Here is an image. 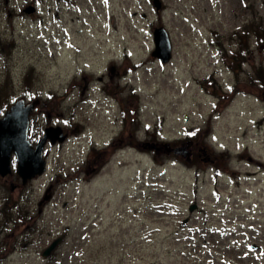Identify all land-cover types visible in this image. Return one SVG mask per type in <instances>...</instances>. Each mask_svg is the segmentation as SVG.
<instances>
[{"label":"rangeland","instance_id":"374dc122","mask_svg":"<svg viewBox=\"0 0 264 264\" xmlns=\"http://www.w3.org/2000/svg\"><path fill=\"white\" fill-rule=\"evenodd\" d=\"M152 1L0 0V116L20 97L36 101L31 141L49 120L70 123V138L46 143L45 171L22 185L10 155L0 264H264V85L248 80L264 75V0ZM158 25L172 40L169 62L150 55ZM110 63L127 66L110 91L118 83L120 98L133 95L114 141L128 146L91 157L87 143L117 126L101 98L78 105L77 88ZM132 128L172 147L188 135L191 159L141 148Z\"/></svg>","mask_w":264,"mask_h":264},{"label":"water","instance_id":"95a60500","mask_svg":"<svg viewBox=\"0 0 264 264\" xmlns=\"http://www.w3.org/2000/svg\"><path fill=\"white\" fill-rule=\"evenodd\" d=\"M161 0H153L152 4L154 8L159 9ZM35 5L27 4L23 7L22 11L33 12ZM151 39L153 40V48L150 55L153 56L158 62H169L171 54L173 52L172 43L168 30L163 25L152 27ZM33 109L32 101H25V98H18L13 101L8 110L0 116V177L6 174H11L10 167V155L13 154L15 163L16 174L19 176L22 183L27 179H32L34 175H41L45 171L46 159L42 157V151L46 141H57L61 143L65 139L64 134L61 132V127L57 126H45L40 139L33 145L31 140L27 138L28 128V114ZM187 143L185 145H174L172 147L170 142L165 141L161 146L166 152H172L173 154H181L184 158L188 157L189 151L187 149ZM14 187L10 185V189ZM48 195L45 193L43 198ZM195 203L188 205L189 209H192ZM58 242V239L49 243L42 251L43 257L49 254L50 250Z\"/></svg>","mask_w":264,"mask_h":264},{"label":"flooded vegetation","instance_id":"af4514ba","mask_svg":"<svg viewBox=\"0 0 264 264\" xmlns=\"http://www.w3.org/2000/svg\"><path fill=\"white\" fill-rule=\"evenodd\" d=\"M136 63L134 62L132 65H135ZM136 66V65H135ZM130 67V66H129ZM135 68V67H134ZM129 70H132L131 68H129ZM128 70V71H129ZM127 71V66L125 68H123L122 66L118 65V64H113L110 63L109 66H105V73L106 75H99L96 76V81L97 83H91V77H88L86 74H82L80 79H81V83L79 85V87L77 88V92L79 95V98H77V104L78 105H82L81 103H84L86 98H89L90 96L92 98L98 97L99 99L101 98L102 100L106 101L107 104L109 105V107H107V111L108 113L112 111V115H109L107 117L108 122L111 124V121L117 126L115 130H113L112 132V138L111 139H106L101 145L98 144L95 139H91L90 142L87 143V152H89L90 156L92 157L93 153H96L95 155L101 154L103 152V150L105 151L106 148H110L112 151H123L124 147H127V144H123L121 146V144H117L118 146L114 145V141L115 140H121V137L124 135L123 132L126 130L125 126L127 125L126 123V113L124 112L125 109V103L124 100L127 99V97H125L124 99H122V97L120 98L117 94V85L119 87V84L117 83L115 86H113L112 91H110V87L113 84V80H115V75L119 73H126ZM123 75V74H122ZM75 86V85H74ZM92 93V95L90 94ZM111 95H114L111 97ZM133 96V95H131ZM131 96H128L127 101L129 102L131 100ZM23 98V97H22ZM26 101V98H25ZM27 102V101H26ZM36 101L35 103H33V109L29 112L28 114V118H29V123H28V128L29 130L27 131V138H30V134H31V128H30V120L31 117L33 116L34 112L36 109H38L36 106ZM80 108V106H79ZM78 108V110H79ZM131 112V111H130ZM41 115V112H39ZM46 117H48V114L45 115ZM49 118V117H48ZM61 118V117H60ZM131 119H133V116L131 117ZM130 119V121H131ZM60 122H52L51 120H49L48 122L44 123V126L42 127L44 130L45 126H57V127H61V132L64 134L65 139H68L70 137H68V130H67V124L70 125L67 116L59 119ZM46 124V125H45ZM75 129L73 130L74 134L78 137H81L83 135V131L85 126L83 124H80L75 122L74 123ZM43 130L41 131L40 135L42 134ZM128 134H130V138L133 140H135V142L137 144H139L141 146V148H144V146L150 147L152 149L153 152L157 153L160 151L161 149V142L159 141H152V139L148 136L145 137H141L140 133L137 132V129L132 128V129H128ZM40 135L38 137H40ZM40 138H37L36 141H38ZM145 139V140H144ZM30 140V139H29ZM149 140H151V142H148ZM184 142H188L187 144V149L189 151L188 157L185 158V161L190 160L193 154L192 146L195 144L194 141L192 140L191 137H186L184 136L182 139ZM36 141H30L31 144L33 145ZM46 143H48V146H51L53 144H56L57 141L51 142V144L48 142V140L46 141ZM45 143V144H46ZM110 144V145H109ZM131 148H133L135 145H130ZM47 144L44 145V150L42 151V157L46 158L45 156V151ZM197 150L202 151L200 155L201 158H204L205 161H209L211 163H213L214 161L216 162L215 158L216 156L213 157V152L211 150H209L208 147L203 146L202 144H199L197 146ZM170 153V152H168ZM95 162V159H93L91 162L88 159L87 164H92ZM94 166V165H93ZM36 176V175H34ZM33 176V177H34ZM32 177V178H33ZM20 179V178H19ZM28 180V179H27ZM31 180V179H29ZM27 182V181H26ZM24 182V183H26ZM22 183L21 180V185L24 184ZM48 188L50 189V187L45 188L46 191L48 190Z\"/></svg>","mask_w":264,"mask_h":264},{"label":"trees","instance_id":"16d2710c","mask_svg":"<svg viewBox=\"0 0 264 264\" xmlns=\"http://www.w3.org/2000/svg\"><path fill=\"white\" fill-rule=\"evenodd\" d=\"M258 28V27H257ZM256 32V34H258V32L260 33L259 29L253 28L251 27V32ZM259 35V34H258ZM230 64H232V62H230ZM249 82L254 86V84L258 83H262L264 85V75H262V71L258 70V68L255 70L254 72V76H251L249 79ZM188 136V135H187ZM186 136V137H187Z\"/></svg>","mask_w":264,"mask_h":264}]
</instances>
